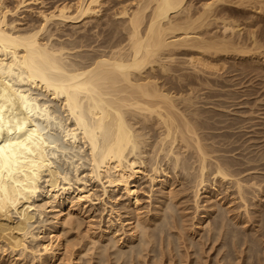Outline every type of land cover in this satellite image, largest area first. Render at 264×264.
Listing matches in <instances>:
<instances>
[{
  "label": "bare ground",
  "instance_id": "6f19581e",
  "mask_svg": "<svg viewBox=\"0 0 264 264\" xmlns=\"http://www.w3.org/2000/svg\"><path fill=\"white\" fill-rule=\"evenodd\" d=\"M5 1L0 0V264H78L92 252L102 258L96 264L112 259L108 257L120 264H136L145 253L154 252L155 242L176 221L175 208L168 205L176 196L171 171L191 174L176 151L179 138L198 150L194 209L200 212L202 195L209 203L198 222L209 227L211 222L213 230H220L217 222H225L217 214L215 201L221 198L215 187L209 190L208 175L215 182L234 184L247 209L245 179L251 175L242 177L243 171L232 170L223 161L210 167L193 126L192 97L177 95L168 87L174 79L192 86L190 75L184 73L189 69L203 83L199 75H218L228 67L229 54L245 51L241 36L236 39L243 34L241 25L230 18L232 0H208L200 7L193 0H117L123 4L121 10L95 24L88 21L101 15L104 0L40 9L33 13L39 24H30L21 13L32 7V1L19 0L16 6ZM81 23L99 39L91 42L86 35L74 41L73 34L56 33L62 25ZM100 27L97 33L94 29ZM214 29L220 33H212ZM255 35L249 40L252 50L259 51ZM181 50L187 51L185 58L178 57ZM157 73L165 78L163 83ZM154 120L162 129L148 162L147 139L138 124ZM164 159L172 170L164 168ZM141 179L150 183V199L155 186L161 187L153 217L150 209L148 218L142 212ZM98 206L108 220L105 228L94 229ZM84 221L91 230L79 242L78 257L69 256L76 246L69 233L79 232ZM229 228L223 225L219 235L227 236ZM235 232L230 233L237 239ZM109 249L112 255L107 254Z\"/></svg>",
  "mask_w": 264,
  "mask_h": 264
},
{
  "label": "rangeland",
  "instance_id": "374dc122",
  "mask_svg": "<svg viewBox=\"0 0 264 264\" xmlns=\"http://www.w3.org/2000/svg\"><path fill=\"white\" fill-rule=\"evenodd\" d=\"M28 1L33 2V0ZM104 1V4L101 6L103 7V12L100 16L97 17L100 21L96 20V18L95 20H91L88 22H92V24L103 23L109 20L110 16L113 13L118 12V10L123 7V4L117 0ZM205 1L208 0H193L195 7H200V5ZM232 1L235 3V5H233L232 7L234 11L230 13V18L235 19L234 21L238 22V25H241L240 28L242 29L243 34L237 35L236 39L241 36V39H239L240 42H238L242 47L246 48L245 51L243 53H235L240 55L229 54L230 57L226 55L228 56L227 59L230 60L228 61L229 65H227V68L223 69V72H219L218 75H211V77H209L210 75H199L202 80L204 79L203 83L200 82V80L197 81V74H192L189 69L184 73L186 75H190L189 80L194 82L192 86H187L185 83L181 85L176 81V79H174V81L172 82L173 84L168 85V87L177 95L184 94L183 96L192 97V101L196 105L190 108V110L192 109V112L196 113L195 115L191 113L194 118L192 120L193 126L196 132L199 133L198 135L200 136V139L203 143L202 146H204V149L207 150L206 153L208 154L209 161H211H208L210 167L214 168L217 161H223L227 163V165L231 167L232 170L238 169L239 171H243L245 174L243 173L242 177H249L251 175V178L249 177L250 180L249 178H244L249 183V188L246 189V193H248L249 197V199H247V209H245L246 207H244V203L238 198V194L234 184H231L230 181H226L223 183V181L217 180L215 182L213 180V176H207V185L209 190H211V188L214 189L213 187H215V191L218 190L219 192V199L221 198L220 202H215L217 207L219 208V212L217 214L221 215L219 219H221V221L224 220L225 222H217L218 225L221 227H223V225L230 227L229 229L236 231L235 234L238 235V237L237 239L233 238L230 233L231 230H227L229 231L228 234L226 233L227 236L219 235L221 227L220 230H213V228L211 227L214 226H211V222L210 227L207 226L209 225L207 222H203L202 224L198 222L199 219L203 216L199 213H202L205 210L204 207L209 205V203H206L207 199L205 198V195H202V199L200 201L201 207L198 210L200 212L197 213L194 209V190L192 186L194 184V176L197 174L195 171L197 170L198 172V150L193 142L190 141L191 144H193L190 145L191 147H188V145L185 143L183 144V141L179 138V141H177L176 143V151L179 152L182 163L187 165L188 170L191 171L188 172L191 174L183 175L184 173L181 171V169H179L177 171V175H175L172 170L173 167L169 166L168 162L165 159L162 161V165L164 166V168L169 167L172 170L171 183H173V186L171 190H173V194L174 196H176L175 198L169 199L170 203H168V205L175 208L176 218L174 217V219H176V221L174 220L173 222L171 220L172 222H170V225L167 227L168 229H166V233L163 234L162 239H159L155 242L153 249L154 252H151V254L149 255L145 253L140 260L136 261V264H229V262H231V264H264V213H262L264 212V0ZM5 2L8 3V5L10 4V6H16V4L19 3V0H6ZM32 2H30V6L32 4V7L29 6L31 9L29 8L25 10L26 12L23 11L24 9H22L21 13H24V15H22L24 16V18H26V20H28L29 23L31 22L30 24H39L40 21L36 13L40 11V9L52 10L53 8L55 9V7L62 5V3L66 4V2H71L72 4H75L77 0H36L33 3ZM255 2H258V4ZM34 12H36V16L33 15ZM80 28L83 29V31H79ZM101 28L102 27L94 30H96L98 33L102 31ZM58 30L59 31L56 32L57 34H73L74 41H78V39L85 37L86 35L89 37H87V39L84 38V40L90 39V41L93 42L94 40L99 39L98 36L95 35V31L93 32L94 34L92 32H87V29L85 30L83 28L82 23L79 25H62ZM212 33H220V31L214 29ZM252 33L253 35L256 34L255 37L259 42V46L263 49H258L260 53L259 51L252 50L253 44H250V42L252 43V40H249L251 37L249 35H252ZM78 34H80L81 37ZM105 35L106 33H103V35L101 34L100 37L103 38ZM251 51L256 52L252 53ZM262 51L263 53H261ZM183 53H187V51H177L178 57L185 58V54ZM207 74H210L209 71H207ZM157 75L161 77L160 73H157ZM160 80V82L163 83L165 81V78H163L162 76ZM190 92H192V94ZM180 107L184 109V107ZM157 122V120H154L152 121V123L150 122L138 124L139 130L145 134V137L147 139L148 146L145 151L148 162L154 155L153 145L161 133L160 129H162V126ZM148 137H151L153 139ZM251 159L253 162H251ZM246 160L250 161L252 163V166L251 163L248 164V161ZM241 166L243 168H240ZM250 167L253 169L249 171L248 169ZM191 169H194V171ZM252 179L255 181H253ZM257 186H259L260 188ZM139 188V194L142 202V212H144V216H149L147 212L151 210L149 213L152 212L153 214H150L151 216L149 217H153L155 212H157V198L160 196V193L158 191L161 187L160 185L155 186V193L152 199L149 198L150 183L146 179L140 180ZM95 190L96 195L101 196L100 189ZM150 204L152 206H150ZM246 210L248 213L246 212ZM246 215H248L250 219ZM101 216H104V218H101ZM145 217L148 218L147 216ZM123 218L126 217L123 216ZM211 219L213 220L214 217H211ZM107 220L108 216L106 215V213H103L102 208L98 206L92 222L94 225V229L99 228L96 226H103V228H105ZM249 220H251L252 222ZM152 225H154V223ZM89 228V222L84 221L82 222L81 230L79 232L75 230L73 231V233H69V236L67 235L68 238H71V240L74 236V243L76 245L74 249H72L73 251L71 250L72 252L70 251L68 253L69 256H71L72 254V256L74 257L73 253H75L76 257L79 254V242L85 237V234L87 232H90L89 230L91 229ZM118 229H120V225H118ZM192 229L195 230V232ZM209 229L213 230V232ZM151 230L152 232L154 231V229ZM168 236L171 237L169 238ZM109 237V239L113 238L111 236ZM169 239L171 241H169ZM160 240H163L164 242ZM139 242L137 241V244ZM191 242L195 243V246H193ZM227 243L228 246L226 245ZM109 250L107 254L110 253L112 255L113 249ZM195 251L198 252V254H196ZM93 255L94 252H92V254L90 253L89 259L88 257H82L80 261L78 260L79 263L77 261L75 263L88 264V260H91V263L89 262V264H96L95 262L99 263L102 260V258ZM92 257L93 259H91ZM108 258L112 259L109 261L105 257L104 259L108 261L105 260L106 263L104 262V264H120V262H114L113 257ZM56 264H67V262L58 261Z\"/></svg>",
  "mask_w": 264,
  "mask_h": 264
}]
</instances>
